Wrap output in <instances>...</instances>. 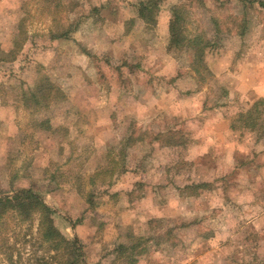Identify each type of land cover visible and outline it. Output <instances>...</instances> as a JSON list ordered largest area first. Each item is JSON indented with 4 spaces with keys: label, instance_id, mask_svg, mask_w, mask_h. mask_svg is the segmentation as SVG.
<instances>
[{
    "label": "rangeland",
    "instance_id": "obj_1",
    "mask_svg": "<svg viewBox=\"0 0 264 264\" xmlns=\"http://www.w3.org/2000/svg\"><path fill=\"white\" fill-rule=\"evenodd\" d=\"M138 1L0 0V196L37 191L84 264H112L116 244L140 238L139 264H251L238 239L228 259L220 248L193 253L205 236L220 244L237 230L251 199L264 207V151L253 147L264 146V111L253 130L239 119L264 97V10L161 0L150 24ZM176 5L184 32L211 43L198 66L190 49L166 48ZM43 78L52 89L35 103ZM38 222L0 218V264H69Z\"/></svg>",
    "mask_w": 264,
    "mask_h": 264
},
{
    "label": "trees",
    "instance_id": "obj_2",
    "mask_svg": "<svg viewBox=\"0 0 264 264\" xmlns=\"http://www.w3.org/2000/svg\"><path fill=\"white\" fill-rule=\"evenodd\" d=\"M160 1L161 0H139L136 4L138 17L146 23L155 24V15L158 12ZM241 1L244 6L245 4H257L264 10V0ZM93 9L96 10L97 8L94 7ZM182 16L183 13L181 12L180 6L176 5L171 8L166 48L167 50H176L184 47L190 49L193 54V59H196V66H198V63L202 61L201 55L203 50L209 47L211 43L208 39L200 35L189 37V35L184 32L185 26L183 20H181ZM70 30L72 29H65L60 33L53 34V37L67 38ZM89 54L94 55L92 53ZM51 89L46 78L41 79L36 90L31 92L34 102L38 103L39 97L40 100L48 99ZM263 111L264 97H260L253 102L251 107L243 112L244 114H241L239 119L253 130L256 127L255 125L259 124L258 119L263 114ZM87 200L90 201L89 204H91V199L88 198ZM9 210L16 212L22 219L29 218L31 215L37 213L39 219L38 230L43 239L52 243L54 249L63 248V253L67 255L69 264H84L79 240L77 238L68 239L59 232L53 222V209L44 203L41 195L33 190V188H22L11 196H0V218ZM144 242L145 239L140 238L131 244H116L110 251L111 254H114L112 264H139V256L145 250L143 246Z\"/></svg>",
    "mask_w": 264,
    "mask_h": 264
},
{
    "label": "crops",
    "instance_id": "obj_3",
    "mask_svg": "<svg viewBox=\"0 0 264 264\" xmlns=\"http://www.w3.org/2000/svg\"><path fill=\"white\" fill-rule=\"evenodd\" d=\"M261 66H264V65H261ZM256 70H257V68H252V69H248V72L250 73L253 71V73H255ZM255 85H256V83H255ZM251 136H252V134H251ZM204 138L207 139V141L205 140V142L208 145H204L205 147L202 148L201 150L204 153L211 152V150L208 149L209 144H211V143H208V142H209V140H212L213 136L208 134V135H205ZM254 143H256V139H254ZM259 143H261V142L258 140V142L255 145L259 146L260 145ZM255 145H253L254 148H258V149L261 148L260 150L264 151V146L257 147ZM234 146L235 147H233L232 149L234 150V148H235V153H236L237 150H239V151L243 150L244 143L243 142H241V143L237 142V143H235ZM199 152H201V151L199 150ZM253 160H254V157L252 155V159L249 163L255 168V166H257L258 162L254 163ZM247 165H248V163H237V165L233 169H235L237 171H240L241 169L244 170V169H247ZM245 180H247V179H245ZM219 197H220L219 199H221L222 203L224 201L227 202V198H225V196L220 195ZM247 197H252V195L248 196V194H247ZM258 203H259L258 199H256L255 201L253 199H251L250 204H247V206L245 208L247 210H250L249 211L250 214L247 216L246 219L244 216L239 214L240 218L242 220L244 219V221H241V223H239V227L237 230H232L231 227L226 229V226H225L226 230L222 231V232H224L223 234H227L229 236L227 237V235H226V236L222 237L220 244H216L217 241L215 238H213V235L205 236L203 238V240L201 241V243L198 245V251L196 250L195 253H193L194 254L193 256L196 257V256H198V254L205 255V253L209 252L210 250H216L217 248H220L221 249L220 252L226 253L224 255V257L226 259H228L229 253H228L227 249L225 251L224 247H227L228 241L232 240L231 242H234L233 239H235V240L238 239L239 240L238 242L241 244H245L243 246L248 248L247 250L251 251L252 256H255V257L251 258V264H259V263L264 264V226L259 225L262 222H264V207H262V208L260 207L261 211H259V209H257V208H259ZM222 207H223V205H222ZM222 232H219V233H222ZM256 234L258 237H260L257 241L258 243H256V241H254L256 237H253V235H256ZM248 240H252V241H248ZM220 255H222V253ZM193 264H199V263L194 262Z\"/></svg>",
    "mask_w": 264,
    "mask_h": 264
}]
</instances>
